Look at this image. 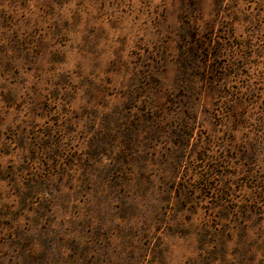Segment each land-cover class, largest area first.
<instances>
[{
    "label": "rangeland",
    "instance_id": "1",
    "mask_svg": "<svg viewBox=\"0 0 264 264\" xmlns=\"http://www.w3.org/2000/svg\"><path fill=\"white\" fill-rule=\"evenodd\" d=\"M0 264H264V0H0Z\"/></svg>",
    "mask_w": 264,
    "mask_h": 264
}]
</instances>
